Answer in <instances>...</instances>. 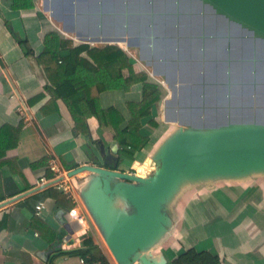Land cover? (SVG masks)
Returning a JSON list of instances; mask_svg holds the SVG:
<instances>
[{
  "label": "crops",
  "instance_id": "crops-1",
  "mask_svg": "<svg viewBox=\"0 0 264 264\" xmlns=\"http://www.w3.org/2000/svg\"><path fill=\"white\" fill-rule=\"evenodd\" d=\"M32 1L33 9L16 10L13 0H0V264H80L90 250L91 255L98 256L99 250L109 263L118 264L89 206L97 176L90 172L73 176L78 206L52 186L37 188V182L52 177L51 157L68 171L90 165L139 175L136 165L150 169L151 160L181 124L194 123L192 115L199 117L194 105L204 98L198 92L183 102V93H177L170 102L161 78L151 66L137 62L139 46L114 27L95 31L91 20L83 17L86 7L81 0ZM50 33L61 37L66 50L81 45L117 47L136 73H146L159 84L162 100L140 120L139 129L129 128L135 114L130 105L142 103V83L125 89L124 80L111 79L104 70L77 67L69 73L63 59L50 77L39 61ZM61 55L66 57L67 51ZM124 74L129 76L127 70ZM69 81L75 82L70 89ZM64 83L68 92L58 98L54 92ZM90 98L98 111L114 109L113 117L101 124ZM165 104L171 107L165 110ZM71 105L79 109L78 122ZM20 108H26L28 120ZM211 109L217 114L218 109ZM121 139L138 148L134 158L121 154ZM124 197L119 192L111 198L110 209L129 208ZM39 202L46 205L40 217L35 214ZM75 207L86 215L88 229L70 218ZM168 211L173 229L146 255L158 264H174L191 248L216 254L223 264H264V173L185 184L173 195Z\"/></svg>",
  "mask_w": 264,
  "mask_h": 264
},
{
  "label": "water",
  "instance_id": "water-1",
  "mask_svg": "<svg viewBox=\"0 0 264 264\" xmlns=\"http://www.w3.org/2000/svg\"><path fill=\"white\" fill-rule=\"evenodd\" d=\"M197 1L264 40V0ZM226 68L227 76L213 85L229 92L239 84V78L231 77V69ZM211 110L209 105L205 111L198 110V124H181L184 127L171 135L151 160L156 168L148 177L90 165L70 172L71 177L83 172L97 176L89 206L118 264H134L137 260L141 264H158L146 255L173 229L168 205L180 186L264 173V121L226 117L217 125L204 123L202 115ZM119 192L125 196L128 210L110 209V199Z\"/></svg>",
  "mask_w": 264,
  "mask_h": 264
},
{
  "label": "rangeland",
  "instance_id": "rangeland-1",
  "mask_svg": "<svg viewBox=\"0 0 264 264\" xmlns=\"http://www.w3.org/2000/svg\"><path fill=\"white\" fill-rule=\"evenodd\" d=\"M81 1L82 8L86 7L83 17L91 20L95 31L108 32L114 27L139 46L135 52L137 62L151 66V72L161 78L170 102L177 93H183L185 102L200 92L204 101L194 105L197 112L200 108L205 111L206 105L218 109L217 114L213 110L204 113V123L217 125L225 122L226 117L264 121V40L258 38L261 36L229 22L197 0ZM251 59L255 62L250 63ZM226 67L231 69V77L239 78V84L228 89L232 93L213 85L227 76ZM164 107L166 110L171 106ZM191 117L194 123H200L195 115ZM155 168L150 166L147 176Z\"/></svg>",
  "mask_w": 264,
  "mask_h": 264
},
{
  "label": "trees",
  "instance_id": "trees-1",
  "mask_svg": "<svg viewBox=\"0 0 264 264\" xmlns=\"http://www.w3.org/2000/svg\"><path fill=\"white\" fill-rule=\"evenodd\" d=\"M13 8L16 10H24L34 8L32 0H13ZM22 45L28 48L27 41H22ZM44 52L40 58L41 64L45 67L47 75L51 77V71H57L61 66L59 61L63 59L69 69V73L74 72L77 67L88 69L89 71H99L104 70L107 77L111 79H122L124 80L125 89H129L132 84L142 83L144 99L141 104L133 105L131 104V111L135 114L133 115V121L129 128H137L140 126L139 122L142 118L151 114V110L162 100V92L159 84L151 81L146 73H136L133 65L125 52L117 47H107L105 49H95L90 48L86 45H81L79 47L71 48L68 50L66 43L61 40V37L56 33H50L46 35L44 42ZM29 53L30 50L26 49ZM63 51H67V56L62 58ZM84 55V56H83ZM93 61V63L90 62ZM129 72V76L125 77L124 72ZM76 81V80H74ZM69 81V89L74 86L75 82ZM65 84V83H64ZM61 86V87H60ZM57 87L56 92H54L58 98H63L68 92L67 85H60ZM84 88L90 90L86 84H83ZM98 91L101 92L102 88L97 87ZM71 94H69V97ZM90 106L95 108V99H89ZM77 106V105H76ZM71 109L74 112L75 109L79 110L77 107ZM96 110V108H95ZM116 111L114 109H109L106 111H95V116L99 119L101 124L104 121H108L113 117ZM75 120L78 122V115L76 111L73 113ZM82 116V114H81ZM83 117V116H82ZM125 131H128L125 130ZM121 154L130 156L134 158V153L138 149L133 144L128 143L126 139H121ZM131 150V151H129ZM87 251L83 254V257L89 261H103L108 263V259L99 250L98 256H93ZM174 264H223L222 260L216 254L208 251H198L195 248H191L183 253H181L175 260Z\"/></svg>",
  "mask_w": 264,
  "mask_h": 264
},
{
  "label": "built area",
  "instance_id": "built-area-1",
  "mask_svg": "<svg viewBox=\"0 0 264 264\" xmlns=\"http://www.w3.org/2000/svg\"><path fill=\"white\" fill-rule=\"evenodd\" d=\"M23 119H27V111L26 108H20L19 110ZM28 120V119H27ZM48 170L52 173V177H42L36 184L37 188L44 186H52L65 194L74 204L78 206V200L75 194L73 177L70 176V172L65 169L59 159L57 157H51L48 163ZM46 205L43 202H39L35 206V214L40 217L45 210ZM69 216L74 221H77L82 227L88 229L87 217L84 213H82L77 207H75L72 211H70ZM80 264H111L103 261H89L86 258L80 259Z\"/></svg>",
  "mask_w": 264,
  "mask_h": 264
},
{
  "label": "bare ground",
  "instance_id": "bare-ground-1",
  "mask_svg": "<svg viewBox=\"0 0 264 264\" xmlns=\"http://www.w3.org/2000/svg\"><path fill=\"white\" fill-rule=\"evenodd\" d=\"M151 167H156L154 164L151 165ZM137 168L139 170V176L140 177H148L147 173L150 171L149 169L145 170L143 167H141L139 164L137 165Z\"/></svg>",
  "mask_w": 264,
  "mask_h": 264
}]
</instances>
